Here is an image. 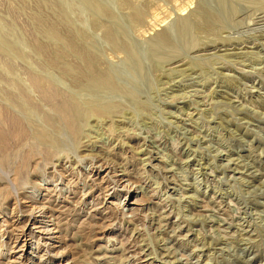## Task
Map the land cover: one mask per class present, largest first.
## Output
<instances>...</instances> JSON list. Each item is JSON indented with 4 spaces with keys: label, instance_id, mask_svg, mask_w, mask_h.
<instances>
[{
    "label": "rangeland",
    "instance_id": "obj_1",
    "mask_svg": "<svg viewBox=\"0 0 264 264\" xmlns=\"http://www.w3.org/2000/svg\"><path fill=\"white\" fill-rule=\"evenodd\" d=\"M59 1L0 0V264H264V0Z\"/></svg>",
    "mask_w": 264,
    "mask_h": 264
},
{
    "label": "bare ground",
    "instance_id": "obj_2",
    "mask_svg": "<svg viewBox=\"0 0 264 264\" xmlns=\"http://www.w3.org/2000/svg\"><path fill=\"white\" fill-rule=\"evenodd\" d=\"M58 3H60L61 4V1H59V0H56ZM90 0H67V4H66V14L68 15L67 16V22L69 23V24H72L73 22H75L76 20V18H78V22H82V20H84V19H82V17H83V15H84V13L86 12V10H85V8H87V6H89V4H90V2H89ZM223 1V0H222ZM245 1V0H244ZM189 2V1H188ZM253 2V1H252ZM261 2V1H260ZM227 3V2H226ZM222 5H220V6H223V3H221ZM248 4H250V3H248ZM83 5H85L86 7L85 8H82V6ZM65 6V5H64ZM225 6V5H224ZM223 6V7H224ZM203 7V6H202ZM201 7V8H202ZM223 7H222V9H223ZM142 13V12H141ZM236 13V12H235ZM64 14V13H63ZM87 14V13H86ZM165 15H162V13L161 12H158V11H154L153 12V17H152V19L153 20H155L156 22L157 21H159V22H164L165 20H164V18L166 17H164ZM205 16V17H204ZM76 17V18H75ZM140 17H142V16H140ZM203 17H204V19L206 20V18L207 17H209L208 18V20H211V18H214L213 17V15H211L210 14V11L208 10V9H206V7L205 8H203L202 10L200 9V11H198V13H197V15H196V17H195V19H193V21L195 20V21H199V20H201V18H202V20H203ZM144 18V17H143ZM215 18H216V16H215ZM214 18V19H215ZM142 19V18H141ZM188 19V18H187ZM190 19V18H189ZM75 20V21H74ZM204 20V21H205ZM218 20V19H217ZM192 21V22H193ZM215 21V20H214ZM207 23H208V21H206ZM206 22H205V24H206ZM209 23H210V21H209ZM213 23H215V22H212V24ZM2 24V23H1ZM201 24V23H200ZM167 25V24H166ZM190 25H192V24H190ZM189 26V25H188ZM188 26H186V27H188ZM208 26V25H207ZM212 25H210V27H211ZM156 27H157V25H156ZM182 26H180V28H181ZM184 27H185V25H184ZM192 27V26H191ZM71 28V27H70ZM1 29V28H0ZM179 29V28H178ZM184 29V28H183ZM191 29V28H190ZM185 30V29H184ZM70 31V30H69ZM110 31V30H109ZM111 31H112V29H111ZM186 31H188V30H186ZM2 32L4 33V35L7 37L8 35H7V30H6V28L4 29V27H3V29H2ZM1 32V33H2ZM176 33L175 34H177V38L178 39H182L183 40V36H185V31L183 32L182 31V29L181 30H179V31H175ZM10 33V32H9ZM68 33H70V32H68ZM109 33V32H108ZM171 32H169V31H167L166 32V30L165 31H163L161 34H160V36L158 37V39H157V41H156V43H155V47L154 48H156L157 50H155L154 52V54H157V53H159L160 51H162V52H164V53H170V51L172 50V49H174V45L176 44L175 43V41H174V39L172 38V34H174V33H171ZM12 34V33H11ZM20 34V33H19ZM113 34V32H111V35ZM191 34V33H190ZM3 35V34H2ZM13 35V34H12ZM71 35V34H70ZM108 35V34H107ZM110 35V34H109ZM114 35V34H113ZM144 35V34H143ZM115 37H117V36H115ZM174 37H175V35H174ZM114 38V37H113ZM184 38H186V37H184ZM15 39V38H14ZM115 39V38H114ZM175 39H176V37H175ZM20 40H22V39H19V41H17V42H15V43H17V45H18V47L20 46L19 45V43L21 42ZM116 40V39H115ZM111 41V40H110ZM114 41V40H113ZM120 41V40H119ZM117 42V41H116ZM112 43V42H111ZM21 44V43H20ZM42 44V43H41ZM23 45V44H22ZM84 46H86V45H84ZM110 46H112V47H114V48H117V49H119V50H121V49H126L125 47L123 48V47H120V45L117 43H112V44H110ZM21 47V46H20ZM39 47V46H38ZM152 47V46H151ZM150 47V48H151ZM25 48V47H24ZM22 49V48H21ZM158 49H159V52H156V51H158ZM82 50H84V49H82ZM149 51H153V49H148ZM95 51H93V50H89L88 48L86 49V51H85V54H82V59L83 60H88V59H92L93 57H99V54L98 53H94ZM97 52V51H96ZM162 52H160V53H162ZM149 53V52H148ZM163 53V54H164ZM151 54V53H150ZM165 55V54H164ZM154 56V55H153ZM177 57V56H176ZM175 58V57H174ZM94 60H96L95 58H93ZM172 60V59H171ZM170 60V61H171ZM92 61V60H91ZM169 61V60H168ZM177 61V60H176ZM88 63H90V62H88ZM174 63V62H173ZM177 67V66H176ZM176 69V68H175ZM108 72V71H107ZM114 77V76H113ZM113 77H111L110 76V78H106V79H104V78H98V79H100V80H97L96 82H97V84L99 83L100 85L99 86H97V87H95V90H97V88L98 89H100V91L102 90V91H104V90H111V89H114L115 88V90H116V88H117V86H116V80L115 79H112ZM115 78V77H114ZM97 79V78H96ZM94 80V79H93ZM100 81V82H99ZM91 82H93V81H91ZM89 84V83H88ZM97 84H95V82H94V84L93 85H97ZM87 85V84H86ZM93 88V87H92ZM94 90V89H93ZM99 91V92H100ZM107 92V91H106ZM70 106H71V103H69L68 104V107H65L64 109H66V111H67V114H69L68 115V117H67V121H68V123H69V120L70 119H72V117H70L69 118V116H72V113H71V108H70Z\"/></svg>",
    "mask_w": 264,
    "mask_h": 264
}]
</instances>
